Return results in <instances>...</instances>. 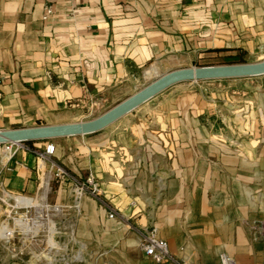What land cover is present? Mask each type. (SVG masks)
I'll return each instance as SVG.
<instances>
[{"label": "crops", "instance_id": "0c3cea01", "mask_svg": "<svg viewBox=\"0 0 264 264\" xmlns=\"http://www.w3.org/2000/svg\"><path fill=\"white\" fill-rule=\"evenodd\" d=\"M263 52L264 0H0V130L82 122L140 79ZM46 143L116 217L88 196L76 209L70 180L2 145L0 197L69 211L86 264H156L139 248L153 223L181 263L264 264V76L180 83L98 133L29 146Z\"/></svg>", "mask_w": 264, "mask_h": 264}, {"label": "rangeland", "instance_id": "374dc122", "mask_svg": "<svg viewBox=\"0 0 264 264\" xmlns=\"http://www.w3.org/2000/svg\"><path fill=\"white\" fill-rule=\"evenodd\" d=\"M244 58L246 64L262 62L264 52ZM222 62L221 58H213L201 63L219 66ZM157 78L140 79L133 83L129 92L120 94L119 99L104 112ZM96 116L97 114H92L83 121L92 120ZM32 204L18 207L13 199H6L1 203L7 222L3 224L0 235H3V231L9 234L5 240V249L2 248L5 253H0L1 264H86L93 260L91 254H87L88 246L75 236L78 233L76 220L69 211L54 209L46 201L33 200Z\"/></svg>", "mask_w": 264, "mask_h": 264}, {"label": "water", "instance_id": "95a60500", "mask_svg": "<svg viewBox=\"0 0 264 264\" xmlns=\"http://www.w3.org/2000/svg\"><path fill=\"white\" fill-rule=\"evenodd\" d=\"M264 76V61L251 64L198 66L167 72L98 117L77 123L0 130V145L29 143L98 133L147 103L168 88L186 82Z\"/></svg>", "mask_w": 264, "mask_h": 264}, {"label": "built area", "instance_id": "2783aa9c", "mask_svg": "<svg viewBox=\"0 0 264 264\" xmlns=\"http://www.w3.org/2000/svg\"><path fill=\"white\" fill-rule=\"evenodd\" d=\"M53 13L52 7L46 6L44 9L43 20L49 18ZM1 84V77H0ZM1 103V95H0ZM7 151V157L10 159L18 150H25L32 153L36 159L41 163H47L51 171H54V177L59 181L70 180L73 184V194L76 198L75 208H78V204L82 197L88 196L95 200L103 209L107 211L108 218L113 219L116 217V212L112 207L101 197L100 189L91 173L85 179H76L72 177L64 168L58 165L53 159L55 153V146L51 143H46L42 149H35L25 143H7L2 145ZM21 196H11L5 192L1 193L0 201L3 203L6 199L17 198ZM24 198V197H21ZM18 207H26L24 204H19ZM258 231V238L264 241V224L259 223L256 226ZM9 235V234H8ZM7 235V236H8ZM7 236H1V239L6 240ZM140 250L150 258L156 264L172 263V264H184L177 261L169 251L167 243L159 237L158 227L155 223L140 233ZM219 264H235L233 259L227 256H221L219 258Z\"/></svg>", "mask_w": 264, "mask_h": 264}, {"label": "trees", "instance_id": "16d2710c", "mask_svg": "<svg viewBox=\"0 0 264 264\" xmlns=\"http://www.w3.org/2000/svg\"><path fill=\"white\" fill-rule=\"evenodd\" d=\"M223 60L222 65H235V64H245V58L243 54H235V55H228L225 57H221ZM34 142L25 143L27 145H30Z\"/></svg>", "mask_w": 264, "mask_h": 264}, {"label": "bare ground", "instance_id": "6f19581e", "mask_svg": "<svg viewBox=\"0 0 264 264\" xmlns=\"http://www.w3.org/2000/svg\"><path fill=\"white\" fill-rule=\"evenodd\" d=\"M15 202H16V205H19V204H24V205H33V201L30 200V199H27V198H21V197H17V198H12ZM3 236H7V231L3 232Z\"/></svg>", "mask_w": 264, "mask_h": 264}]
</instances>
